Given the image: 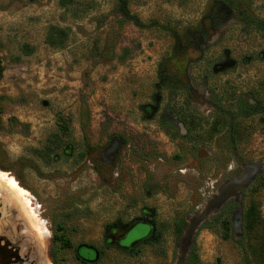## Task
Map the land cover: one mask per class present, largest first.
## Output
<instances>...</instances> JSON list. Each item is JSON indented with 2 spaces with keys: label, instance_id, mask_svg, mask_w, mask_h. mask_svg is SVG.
Segmentation results:
<instances>
[{
  "label": "rangeland",
  "instance_id": "1",
  "mask_svg": "<svg viewBox=\"0 0 264 264\" xmlns=\"http://www.w3.org/2000/svg\"><path fill=\"white\" fill-rule=\"evenodd\" d=\"M118 2L73 0L63 9L59 0H0V169H6L30 193L47 231L61 225L77 228L68 237L72 244L101 243L106 224L118 218L129 220L142 207L154 211L157 225L172 222L176 215L184 217L186 227L179 238L166 233L158 246L143 248L130 263L111 252L100 264H177L181 258L185 264L192 246L198 264H260L259 236L253 238L251 248L246 245L241 250L236 243L243 236L240 215L250 202L259 204L264 219V186L253 184L240 195L252 177L264 171V124H235L231 138L218 140L219 150L205 146L195 157L184 151L178 160L174 157L177 145L167 135H157V115L150 118L145 112L157 94L158 69L178 77L181 84L191 82L192 107L206 119L210 117L206 91L230 89L237 96L249 89L243 75L206 73L218 54V41L203 50L206 44L198 41L199 36L191 40L201 30L192 19L209 15V0H130L129 11L143 28L127 23L121 29L115 25L119 13L112 17L114 9L122 13ZM52 28L67 30L65 47L48 44ZM113 37H117V55L127 49L118 59L111 54ZM206 74L204 85L201 75ZM221 123L213 125V135L206 139L222 133L226 124ZM114 138L121 139L122 174L132 166L138 168L134 163L139 157L129 156L127 149L148 153L142 163L149 185L156 189L153 198L116 204L111 194L112 169L103 164L107 160H101L95 170L88 164ZM65 141L90 153L78 182L71 185L75 166L53 162ZM233 148L239 151L234 153ZM238 152L248 165L244 171L235 155ZM122 180L115 187L118 194L126 190L125 185L118 188ZM2 197L10 201L4 190ZM228 201L236 207L229 216L230 239L223 240L218 229L201 226ZM74 213L83 220L67 226V218ZM194 221L197 228L183 255L181 243ZM245 255L249 260H244ZM63 256L56 264H77L69 253L61 252L59 257Z\"/></svg>",
  "mask_w": 264,
  "mask_h": 264
},
{
  "label": "flooded vegetation",
  "instance_id": "2",
  "mask_svg": "<svg viewBox=\"0 0 264 264\" xmlns=\"http://www.w3.org/2000/svg\"><path fill=\"white\" fill-rule=\"evenodd\" d=\"M118 1L122 13L118 9H114L112 17L115 18L118 13L120 15L119 21L115 22V25L120 29L127 22L136 27L134 17L137 19L138 17L129 11L130 0ZM196 8L194 6L193 10ZM208 9L209 15L206 18H199L198 21L197 18L192 19L198 22L201 30L195 33V37L192 36L191 39L196 41V36H199L198 41L206 44L201 47L203 50L208 47V44H214L217 41L220 43L218 54L211 59L210 68L206 73L210 72L212 76L243 75L245 80L250 82V87L245 93L237 96L230 89L223 90L222 93H219L217 88L206 91L205 106L209 107L208 113H210L209 119H206L197 115L196 110L192 107L190 98L195 93L191 82L181 84L178 77H172L158 69L157 84L155 85L157 94L154 102L147 105L145 112L150 118L152 115H157L160 129L157 135H167L170 141L177 145L178 155L176 154L174 157L178 160L181 156L179 154L184 151L195 157L201 149L206 147L212 148L214 145V151L215 149L219 150L217 148L218 143L223 138L232 137L235 124H245L246 122L264 124V0H209ZM206 21H208L207 28ZM229 26L231 28L228 29ZM116 39L117 37H113L115 47L111 45L113 47L111 54L118 59L123 56L127 49H123L117 55L115 51ZM201 76L204 85H206L208 75ZM220 121L226 124L222 133L212 136L204 142L196 140L194 135H213L212 127ZM62 136L66 140L69 139L68 135ZM219 137L221 139H218ZM120 141L121 139L114 138L105 151L101 155L98 153L96 158H94L96 155H93V159L87 161L88 164L95 170V167L101 164V160H107L103 164L112 169L110 182L114 192L111 194H113L112 198L116 200V204L127 205L129 202L153 198L156 195V189L149 185V175L142 163V158H146L148 153H144L142 150L140 153L139 148L127 149L129 156L136 154L139 157L134 163L138 168L133 170L132 166L125 169L122 174L118 146ZM64 144L65 146L56 150L55 155L53 154V162H63L65 165L75 166L77 169L75 174L70 175V177L68 175L71 185L78 182L79 171L90 153L87 149L79 151V148H75L72 142L65 141ZM237 150L238 148H233L234 153ZM47 151L48 154L51 153V149H47ZM237 154L240 168L244 171L248 165L245 163L242 154L238 152L235 155ZM0 170L8 172L6 169ZM263 173L264 171L255 174L245 188ZM96 175L98 174L96 173ZM97 177L96 183L99 184V175ZM123 177L124 180H122ZM119 178L122 182L118 188L121 189L123 185L126 188L122 194H118V189L115 188ZM17 182L20 183L19 180ZM94 185L93 183L92 186ZM245 188L240 191L241 196ZM3 198L1 191L0 264H56L60 259L66 257H59L61 252L69 253L72 260L77 264H100L109 257L108 254L111 252L121 255L126 261H129L127 263H130L139 258L143 248L152 250L158 246L157 243L161 242L166 233H171L176 239L182 234L175 236L174 221L179 218L184 219V217L176 215L172 222L166 225L164 223L157 225L154 221V211L148 207H142L139 213L129 220L118 218L106 224L99 244L89 241L72 244L68 237L77 233V228L58 225L59 227H56L54 231H48V241L45 242L44 255L42 256L36 237L29 228L28 221L22 217L18 206L7 198ZM227 203L234 204V211L236 204L233 201H228L225 204ZM76 216L79 217L78 214L74 213L68 217L65 222L66 225L69 226L75 220L77 222L83 220ZM135 231L136 234H134ZM132 233L133 236L130 237ZM190 250L185 264L188 263Z\"/></svg>",
  "mask_w": 264,
  "mask_h": 264
},
{
  "label": "trees",
  "instance_id": "3",
  "mask_svg": "<svg viewBox=\"0 0 264 264\" xmlns=\"http://www.w3.org/2000/svg\"><path fill=\"white\" fill-rule=\"evenodd\" d=\"M73 0H59V6L63 9H68L71 6ZM124 4V2H122ZM127 13V11H125ZM135 25L143 28L138 22V19L134 17ZM69 35L67 30L52 28L48 36V44L53 46L65 47L68 41ZM65 129L62 128V131ZM197 141L204 142L207 135H195ZM212 137V136H211ZM209 136V138H211ZM5 172V171H4ZM253 184L258 187L264 186V173L258 176L247 188L242 191V195H245V191ZM256 186V187H257ZM234 204L227 203L222 207L221 213L213 217L211 221H206L202 224L203 229L214 230L215 228L219 230V234L223 240L230 239L231 223L229 220L230 214L233 212ZM241 228H242V240L238 241L236 245L239 248L244 249L247 245L249 248L253 246V238L259 236V250L258 258L260 264H264V219L260 214V206L257 202H250L249 205L242 211L241 216ZM176 232L175 236H179L186 226L183 218L176 219L175 221ZM189 258L187 264H198V258L196 255L195 247L190 248ZM244 260H249L247 255L244 256Z\"/></svg>",
  "mask_w": 264,
  "mask_h": 264
},
{
  "label": "bare ground",
  "instance_id": "4",
  "mask_svg": "<svg viewBox=\"0 0 264 264\" xmlns=\"http://www.w3.org/2000/svg\"><path fill=\"white\" fill-rule=\"evenodd\" d=\"M2 190L7 193L12 203L14 202V204H17L23 211V215L28 221L29 228L34 233L40 247V254L43 256L48 231L44 222L36 212V207H34L33 198L30 193L24 189L12 175L0 170V192Z\"/></svg>",
  "mask_w": 264,
  "mask_h": 264
},
{
  "label": "water",
  "instance_id": "5",
  "mask_svg": "<svg viewBox=\"0 0 264 264\" xmlns=\"http://www.w3.org/2000/svg\"><path fill=\"white\" fill-rule=\"evenodd\" d=\"M223 201V200H222ZM212 209V208H211ZM240 217H241V215H240ZM242 218V217H241ZM196 223H197V221H194L192 224H191V226L188 228V230L185 232V238L183 239V241H182V245H181V248H182V254L184 255V253H185V247H187V246H189L190 244H189V240H190V238H191V236H192V234H193V232H194V230H196V228H197V225H196ZM238 224H240V226H241V219H240V221L238 222ZM177 264H184V259L183 258H181V259H179V261H178V263Z\"/></svg>",
  "mask_w": 264,
  "mask_h": 264
},
{
  "label": "built area",
  "instance_id": "6",
  "mask_svg": "<svg viewBox=\"0 0 264 264\" xmlns=\"http://www.w3.org/2000/svg\"><path fill=\"white\" fill-rule=\"evenodd\" d=\"M101 24H102V23H100V25H101ZM124 24H127V22H125ZM124 24L122 25V27L124 26ZM122 27H121V28H122ZM121 28H120V29H121Z\"/></svg>",
  "mask_w": 264,
  "mask_h": 264
}]
</instances>
